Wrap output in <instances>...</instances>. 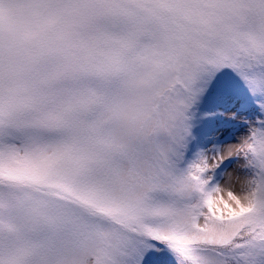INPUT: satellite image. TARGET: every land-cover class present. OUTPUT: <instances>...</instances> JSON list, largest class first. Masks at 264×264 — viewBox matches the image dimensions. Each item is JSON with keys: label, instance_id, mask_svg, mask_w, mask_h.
<instances>
[{"label": "snow or ice", "instance_id": "snow-or-ice-1", "mask_svg": "<svg viewBox=\"0 0 264 264\" xmlns=\"http://www.w3.org/2000/svg\"><path fill=\"white\" fill-rule=\"evenodd\" d=\"M0 264H264V0H0Z\"/></svg>", "mask_w": 264, "mask_h": 264}]
</instances>
